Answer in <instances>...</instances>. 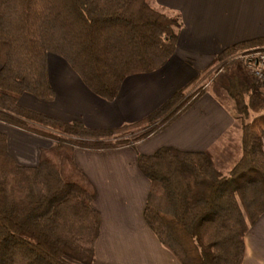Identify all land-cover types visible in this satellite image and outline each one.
<instances>
[{
    "label": "trees",
    "instance_id": "trees-1",
    "mask_svg": "<svg viewBox=\"0 0 264 264\" xmlns=\"http://www.w3.org/2000/svg\"><path fill=\"white\" fill-rule=\"evenodd\" d=\"M180 27L179 17L148 0H0V122L58 142L41 150L36 166H24L0 132V264H94L101 215L94 186L74 164V147L134 145L188 108L183 90L148 118L119 129L58 121L19 103L24 94L54 100L49 57L64 59L95 95L112 101L126 78L167 63ZM261 46L264 39L241 43L218 62ZM260 88L237 79L226 87L244 118L242 154L227 176L208 152L164 147L138 156V168L151 182L144 219L180 264L244 263L246 236L264 215ZM143 128L138 137H128Z\"/></svg>",
    "mask_w": 264,
    "mask_h": 264
},
{
    "label": "crops",
    "instance_id": "crops-1",
    "mask_svg": "<svg viewBox=\"0 0 264 264\" xmlns=\"http://www.w3.org/2000/svg\"><path fill=\"white\" fill-rule=\"evenodd\" d=\"M149 1L181 21L176 51L161 69L126 78L117 97L107 101L95 95L64 59L51 55L49 82L54 100L24 94L19 101L29 110L64 123L114 130L148 118L185 90L188 108L147 139L114 150L74 147V164L94 186V206L101 215L94 264H180L144 219L151 182L139 170L138 156L164 147L208 152L215 162L230 163L226 174L222 172L227 176L242 154V120L226 87L234 79L258 85L239 63L213 75L225 50L264 39V0ZM218 79L223 84L215 99L208 90ZM0 132L7 135L9 151L24 166H36L41 150L53 146L47 137L2 122ZM245 243L243 264H264V215Z\"/></svg>",
    "mask_w": 264,
    "mask_h": 264
},
{
    "label": "built area",
    "instance_id": "built-area-1",
    "mask_svg": "<svg viewBox=\"0 0 264 264\" xmlns=\"http://www.w3.org/2000/svg\"><path fill=\"white\" fill-rule=\"evenodd\" d=\"M226 62L239 63L255 83L264 88V46L240 51Z\"/></svg>",
    "mask_w": 264,
    "mask_h": 264
},
{
    "label": "rangeland",
    "instance_id": "rangeland-1",
    "mask_svg": "<svg viewBox=\"0 0 264 264\" xmlns=\"http://www.w3.org/2000/svg\"><path fill=\"white\" fill-rule=\"evenodd\" d=\"M150 2V4L153 6V4H152V2L151 1H149ZM262 47V46H261ZM227 60V59H226ZM226 60L224 61V62H218V64H217V66H216V68H215V73H214V75L213 76H215L216 77V75L219 73V72H221V71H223V69L224 68H226V66L225 65H230L228 62H226ZM240 66H242V65H240ZM244 70V69H243ZM245 72V71H244ZM247 74V73H246ZM231 81V80H230ZM229 81V82H230ZM222 84H223V80H221V79H218V80H216V82H214V84H213V86H212V88H210L209 90H208V92L215 98V99H217L218 98V96H217V92H218V90H219V85H220V88L222 87ZM254 84V83H253ZM261 88H263V87H261ZM260 88V90H261V92L264 94V91L262 90ZM264 89V88H263ZM30 97H32V96H30ZM229 98H231V97H229ZM232 99V98H231ZM185 100H189L188 98L187 99H184V101ZM233 100V99H232ZM233 106L235 107V103H234V101H233ZM237 112V111H236ZM234 113V112H233ZM237 114H238V112H237ZM241 120H242V123H243V117H239ZM33 126H35L34 124H33ZM146 130V128H143V129H135V130H133L132 131V133H130L129 134V138L131 137V138H135V137H138L140 134H142L144 131ZM34 134V133H33ZM56 134V133H55ZM36 135H38V136H41L40 134H36ZM57 135V134H56ZM42 137V136H41ZM52 136H50V138H49V140L50 141H52L53 142V146H55L56 145V143H58L57 142V140H56V138H51ZM54 137V136H53ZM58 137H61L62 139H64V140H66V139H69V140H72V141H76V140H78L77 138H73V137H69V136H65V135H62V134H59L58 135ZM57 137V138H58ZM122 138V137H121ZM68 140V141H69ZM109 140H112V139H105L104 141H109ZM68 141H66V142H68ZM69 144V143H68ZM52 146V147H53ZM50 149V148H49ZM229 164L230 163H224V162H215V166H216V168L218 169V170H220L221 172H223L224 171V173L229 169ZM232 168V167H231ZM230 168V169H231ZM223 173V174H224ZM226 174V173H225Z\"/></svg>",
    "mask_w": 264,
    "mask_h": 264
}]
</instances>
